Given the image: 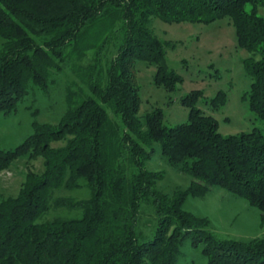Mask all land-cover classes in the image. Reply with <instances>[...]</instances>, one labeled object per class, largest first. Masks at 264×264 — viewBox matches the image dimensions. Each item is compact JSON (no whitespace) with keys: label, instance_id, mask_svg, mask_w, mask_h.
<instances>
[{"label":"trees","instance_id":"trees-1","mask_svg":"<svg viewBox=\"0 0 264 264\" xmlns=\"http://www.w3.org/2000/svg\"><path fill=\"white\" fill-rule=\"evenodd\" d=\"M264 0H0V113L15 110L29 86L46 88L52 70L81 61L88 92L67 89L58 124L32 122V133L0 149V171L19 157L42 156L44 170L29 172L16 196L0 200V264H177L181 245H202L207 264H264V237H218L206 217L186 211L188 195L220 186L260 210L264 223V134L223 135L196 107L191 91L185 122L163 123L157 108L138 115L134 65L156 66L154 81L173 89L181 76L164 62L165 45L150 27L166 22L210 23L227 17L238 45L251 56L242 99L264 121ZM88 53L92 56L89 57ZM219 91L214 107L226 102ZM66 140L63 146L52 142ZM159 143L169 164L189 174L172 195L156 188L162 173L145 162ZM86 187L87 198L60 196ZM151 211L143 212V207ZM54 208L81 215L45 218Z\"/></svg>","mask_w":264,"mask_h":264},{"label":"rangeland","instance_id":"rangeland-1","mask_svg":"<svg viewBox=\"0 0 264 264\" xmlns=\"http://www.w3.org/2000/svg\"><path fill=\"white\" fill-rule=\"evenodd\" d=\"M264 14V7L259 8ZM150 27L165 45L164 62L169 69L181 76L175 88L157 85L154 81L156 66L136 61L135 81L138 85L140 103L137 115H144L154 109H161L163 123L167 126L185 122L189 107L183 99L191 91H199L196 107L204 115L211 116L217 123V130L223 135L238 134L259 129L264 134V121L256 117L242 99L249 91L251 78L246 74L243 62L251 53L238 45L235 28L227 17L210 23L181 21L166 22L153 17ZM2 38L0 37V45ZM91 57L92 54L88 53ZM68 60L61 70H52L46 88L29 86L28 93L18 102L14 111L0 113V149H13L32 133V122L58 124L67 109V89L86 93L88 87L81 79L83 68ZM82 66V65H81ZM226 94V102L214 107L210 100L219 92ZM66 140L52 142L63 146ZM153 156L145 162L149 171L162 173L156 188L172 195L177 189H186L191 176L168 163L161 153L159 143L154 144ZM44 170L42 156L19 157L10 166L0 171V200L16 196L29 172L40 174ZM71 196L82 199L89 196L86 187L75 190L61 188L53 192V199ZM186 211L209 220V228L220 238L248 241L264 237V223L260 210L244 198L213 185L202 197L188 195L183 203ZM151 211L143 207V212ZM80 209L54 208L45 218L56 216H80ZM182 257L177 264H207L202 245L193 246L190 239L181 245Z\"/></svg>","mask_w":264,"mask_h":264}]
</instances>
